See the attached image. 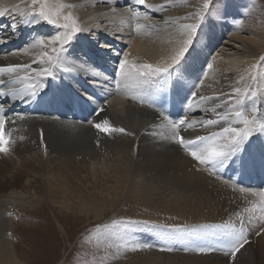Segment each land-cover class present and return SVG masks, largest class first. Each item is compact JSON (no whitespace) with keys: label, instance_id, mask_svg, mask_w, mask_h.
<instances>
[{"label":"bare ground","instance_id":"bare-ground-1","mask_svg":"<svg viewBox=\"0 0 264 264\" xmlns=\"http://www.w3.org/2000/svg\"><path fill=\"white\" fill-rule=\"evenodd\" d=\"M58 1L59 4L73 5L72 8L63 9L62 12L66 14L71 11L83 31L76 35L71 45L61 53L58 61L60 66L54 70L55 78H40L44 87L38 89L35 95L21 92L17 96H0V104L4 106L6 115L15 121L14 124L7 126L12 141L8 145L7 154L12 153L18 157L21 154L27 155L30 161L35 162L38 169L41 168L40 161L43 159L50 164L57 163L53 165L49 175L57 176L58 181L60 178H67L68 181L72 178L82 185L83 180L87 178L91 185V178L95 177L98 179L94 186L97 189L100 183H105L100 178L105 173L112 176V180H116L117 183L128 182L130 177L134 176L132 178L136 181L133 183V190L139 200L143 199L145 205L157 208L156 210L165 214L180 216L183 218L181 222H190L192 225L189 226L190 228L176 231L174 236L166 239L167 243L153 245L154 248L163 246L168 249L176 248L179 243L185 245L188 250L197 252V256L186 253L187 255L181 258L177 257L176 263L171 264H223V262L228 264L232 260L226 259L225 255L230 256L229 258L233 256L226 246L220 245V240L225 238V242L235 243L234 239L241 233L246 240L249 239L243 228L248 230L251 236L247 244L257 243L254 248L253 245L240 248L242 250L238 251L239 255L238 252L236 253L234 257L236 259L232 264H264V235L259 238L261 233H264V223L262 222L260 227L255 226L259 228L257 234L245 224L247 221L245 219L252 216L247 222L251 224L255 214L264 218V199L259 195L264 192V131L256 130L255 136L249 137L241 145V150L225 161L223 167L217 166L215 174L211 168L204 165L203 172L199 174L197 172L201 171V165L169 138L168 124L169 120L177 121L184 118L186 124L181 126V135L185 138L218 131L220 125L231 124L242 127L234 122L235 117L229 112L235 106V99L229 97H234L233 89L240 87L247 93L244 97L246 114L249 117L252 115L248 110L250 111L253 106L258 110L256 126L257 129L259 128V124L264 122V68L257 74L251 65L259 66L260 58L264 57V9L253 7L252 13L247 14L249 15L247 17L239 12V8L245 6L243 3L217 2L215 12L209 13L206 21L204 13H189L190 7L185 5L186 0H160L163 3L169 2L159 4L158 8L145 7L143 12L135 11L134 6L138 5L134 4V0H126L120 7L118 4L124 0ZM0 9H8L5 16L0 17L2 27H0V66L32 64L33 59H39L42 51L32 45L37 39H43L44 33H48L44 21L37 18V21L33 22L31 16H21L16 11V9L30 11L27 0H0ZM155 14L161 18L158 23L151 21L152 17H156ZM12 15L13 19L10 17ZM18 15L20 18L16 19ZM200 16L204 17L206 30L204 26H200ZM242 17L243 20H240ZM229 19L240 20L241 27L239 26L237 30L227 29L225 22ZM16 20L20 21L23 29L20 33L9 31L13 27L12 24H16ZM247 21L249 22L246 23ZM188 24H197L198 27L192 34V44L189 45L188 52L181 63L174 67L170 76H133L124 80L117 70L119 78L113 80L111 85L101 84L98 94L92 90L90 102L79 101L76 90L78 88H75L79 83L78 72L90 69V76L87 79L88 82L95 84L97 79H92L94 75L97 77L99 74L118 68L121 56L117 57V52L122 53V58L123 54L127 53L129 61L137 65L152 64L155 67L170 64L178 46L188 39V32L183 27ZM5 25L7 28L3 30ZM137 25L141 27L138 29ZM36 29L42 31L37 35L28 33ZM90 33L92 34L89 35ZM221 35H225L226 41H229L226 46L230 49H220V55H216L213 60L208 58L207 61V54L215 47ZM101 37L105 38L103 44L96 48V45H99L97 41ZM107 40L112 42L113 52L106 51L110 49L109 46L105 47L108 44ZM230 41L236 43L238 47L230 45ZM43 50L48 51L49 48ZM225 50L229 54L224 53ZM104 51L110 57L103 54ZM88 56L98 58L101 63ZM209 63L213 65L211 69L207 67ZM36 67L38 65L32 64L33 69ZM65 68L69 71H65ZM20 75L23 76L24 73L21 72ZM196 75L199 81H195ZM241 76L244 77L243 80L240 79ZM0 78L7 81L6 84L0 85L2 91L9 92L24 88L23 84L10 82L7 75ZM105 80L107 81V78ZM32 81H36L34 73ZM251 84L258 91L253 97H250ZM169 88L185 90L186 104L190 99L192 100V107L183 106L181 116L178 118L171 115L166 119L161 111L150 103L157 92ZM192 91L197 92V98H191ZM199 96L221 97V99L200 100ZM141 100L144 102L141 103ZM150 104L152 106H149ZM216 104H220V107L216 108L215 112L211 111L210 109ZM225 112H229V119L220 121L219 125L205 128L199 123L207 119H218L219 115ZM103 120H108L112 127L124 128L126 133L107 134L99 131L94 124ZM244 161L247 165H243ZM253 164L254 168L257 164L260 166L262 174L255 176L262 180L263 186L258 190L244 188L246 191L241 192V188L235 187L230 180L221 176L225 167L233 171L239 167L251 170ZM8 168L9 166L2 165L0 171ZM80 191L82 192L81 189ZM115 194L113 192V195ZM17 204L19 202L12 197L0 203V207L3 208L0 209V264L21 262L5 237L10 222L9 209L16 207ZM243 205L248 207L238 208ZM89 208L93 211L97 210L88 206L83 207L80 213H84ZM240 210L249 211L245 219L235 218L240 214ZM224 216L228 219H226L227 223L230 222L229 220L234 222L232 226L225 222L220 224L218 220ZM209 219L216 220L219 224H216V221L212 223L214 221ZM204 220L210 222L193 226V222ZM240 222L243 225L239 228ZM209 223L213 225L203 226ZM143 231L147 232V229L141 230L140 233L136 231L142 235L139 239L143 241L147 236L161 241L164 234L167 235L154 231L151 235L148 233L145 236ZM1 239L5 242L3 243ZM182 240L190 242L195 248H190ZM153 247L146 249L151 250V255L154 256L157 252L152 249ZM199 248L208 250L200 252L197 250ZM207 255L215 256L206 257Z\"/></svg>","mask_w":264,"mask_h":264},{"label":"rangeland","instance_id":"rangeland-1","mask_svg":"<svg viewBox=\"0 0 264 264\" xmlns=\"http://www.w3.org/2000/svg\"><path fill=\"white\" fill-rule=\"evenodd\" d=\"M27 1H29L31 6L32 0ZM109 1L113 2L112 0ZM223 1H237V3H243L245 6L240 7L239 12L243 13V15L245 14L244 16L247 17L249 16L247 14L252 13L251 9L253 7L264 9V0H186L185 5L190 7L189 13H204L206 17L205 19L203 17V19L206 20L207 16L209 17V13L213 14L215 12L216 4ZM47 2L50 5L59 4L58 0H47ZM125 2L126 0H124V2L122 1L118 6L120 7L125 4ZM168 2L169 1H164L163 3V1L160 0H146V3L155 7H159V4H166ZM206 4L208 5L207 7H205ZM140 6L141 5L134 6V8L136 7L135 11H145V7ZM155 16L156 17L151 18V21L158 23L161 18L158 17L157 14H155ZM10 17L12 18L13 15ZM73 17L75 18L74 15ZM19 18L20 16L18 15L16 19ZM203 19L201 20L200 26H206V22L203 21ZM240 20H243V17ZM257 21L258 19L256 22ZM60 22L63 23V20L61 19ZM236 22L237 21L231 19L226 21L225 24L228 27L227 29H239L241 25ZM248 22L249 21L246 23ZM22 23L23 22H21V25ZM45 24L48 30V33L43 37L45 41H49L57 33H62L64 31L56 25L47 22ZM12 26L13 27H11L9 31H17L19 33L23 31L19 20H16V24H12ZM205 26L204 29L206 30L207 26ZM6 28L7 25L4 26L3 30H6ZM28 30L31 31V29ZM41 31L42 29H36L34 32L28 33L37 35V33ZM241 33L243 34V32ZM91 34L92 33L89 35ZM243 35H245V33ZM226 40L225 35L219 36L217 44L210 50L211 52L207 54V61L208 58L209 60H213L217 57L216 55H220V49H230V47L226 46L229 42ZM72 41L73 39L65 48L70 46ZM229 44L238 47V45L232 41H230ZM48 52L52 54L50 47ZM224 53L229 54L226 50ZM263 63L264 62L261 60L259 66L257 65L258 67L254 69L255 73L259 74L262 72L264 68ZM255 88L256 87L251 84L252 94L250 97L256 96L258 91ZM248 113L251 115L249 110ZM251 116L249 118H251ZM255 127L257 128V126ZM255 134L256 131L253 132L251 137L255 136ZM56 164L57 163L50 164L43 159L40 161L41 168L38 169L35 162L30 161L27 155L21 154L18 157L12 153H0V166H9L8 169L0 171V203L8 197H12L13 200L19 202L16 207H11L9 209L8 218L10 222L5 236L7 242L10 244V248L14 249L16 257L19 259V262L21 261L19 264H171L176 263L177 260L175 258H181L188 253L197 256L196 251H190L185 245L179 243L176 248H168L171 249V251L166 250L162 245V247H153V245L158 246L159 243H167L166 239L176 234L175 228H190L189 226L192 225H190V222H181L183 218L180 216L165 214L156 210L157 208L145 205L142 201L143 199L139 200L133 190V183L136 181L132 178L134 176L130 177L131 179L128 182L123 181L122 183H117L116 180H112V176H108L109 174L105 173V175L100 176L105 183H100L97 189L94 187L98 181L95 177L91 178V185L87 178L83 180L82 185H79L76 179L72 180V178H70L69 181L67 178H60V181L56 180L57 176L49 175L53 165ZM203 169V165H201V171L197 173H202ZM206 172L208 173L209 171L206 170ZM208 174L211 173L209 172ZM138 181L140 182V179ZM113 192L116 194L113 195ZM88 206L95 207L97 210L93 211L92 208H89L84 213H80L83 207ZM244 207L248 206L243 205L238 208ZM0 209L3 208L0 207ZM240 211L239 215H234L235 218L242 217L245 219L249 211ZM255 212H252V214ZM113 216L115 217L111 219ZM250 217L252 216L245 219L247 220L245 224L247 227L256 231L257 234L259 228L255 226H262L261 223H264V218L259 214H255L251 224H248L247 222H249ZM222 218L218 220L220 224L227 223V217L225 218L224 216ZM209 220L214 221L212 223L216 221L213 219ZM132 221H136L137 223H131ZM218 221H216V224H219ZM229 221L231 223L228 222L227 224L231 225L233 221ZM207 222L210 221L193 222V226H200L202 225L201 223ZM253 222L255 223L253 224ZM204 225L213 224L209 223L203 224V226ZM233 225L237 226L236 224ZM242 225L243 224L240 222L239 228L242 227ZM145 228L147 232H142L145 236H147L148 233L151 235L154 231L166 233L167 235H162L163 240L161 241L154 240L147 236L145 242L143 239H139L142 237V235L139 234L140 231ZM135 230L139 233H136ZM243 230L248 234L247 238L249 239H247V241L249 242L251 236L248 230L244 228ZM263 235L264 233L262 232L259 238ZM2 242L4 243L5 241L2 240ZM125 242L129 245L135 243L150 245V247H153V250H156L157 254L154 256L151 255L152 251L147 250V247L135 251L119 247ZM182 242L190 246V248H195L193 244L186 240H182ZM220 242V245L222 247L226 246V249L231 253V246L234 243H231V241L229 243L225 242V238L221 239ZM256 243L257 242H255V244L254 242L249 244L245 243L242 249L248 245H253L252 248H254ZM209 256L215 255H207L206 257ZM229 257L230 256L225 255L226 259L232 260L228 262V264H232L234 262L233 260L236 258ZM216 260L218 259L216 258ZM240 260L242 259H239V261ZM223 264H226V262H223Z\"/></svg>","mask_w":264,"mask_h":264},{"label":"snow or ice","instance_id":"snow-or-ice-1","mask_svg":"<svg viewBox=\"0 0 264 264\" xmlns=\"http://www.w3.org/2000/svg\"><path fill=\"white\" fill-rule=\"evenodd\" d=\"M135 5H141L146 8L152 7L146 3V0H134ZM208 5L206 4L205 7ZM73 5H50L47 0H32V4L29 10L16 9L21 16H31L33 22L40 20L46 21L49 24L56 25L58 28L63 29L62 33H57L53 36L47 43L43 39H37L33 47H39L42 51L40 52L39 59H33L32 64L38 65L35 69L32 68V64H9L6 66H0V77L7 75L9 81L12 83L23 84L24 88L20 90H10L5 92L0 90V96L13 95L17 96L21 92L30 93L35 95L38 89L44 87L43 82L40 78L42 77H52L55 78V69L60 66L58 61H60L61 53L64 51L65 46L75 38V36L83 31L77 20L73 17L71 11L66 14L62 12L65 8H72ZM163 7V6H161ZM8 9H0V17L5 16ZM137 13H134L136 15ZM199 15V14H197ZM61 19L63 23H61ZM203 19V16H200ZM237 24L240 21L236 22ZM141 26L137 25L139 29ZM184 30L188 32V39L184 40L176 50L175 54L171 58L170 64H165L163 66H153L152 64L137 65L136 63L130 62L128 59V54L124 53L123 58L120 59L118 65V72L122 79L127 80L130 77H151V76H170L175 66H178L184 59L186 53L189 50V45L192 44V34L195 33L198 25L188 24L184 25ZM51 48V53L43 49ZM105 47H108L105 45ZM264 61V57L260 58ZM209 69L213 67L211 63L207 65ZM257 67L256 64L251 65L252 69ZM69 71L68 68L64 69ZM23 72L24 75L21 76L20 73ZM35 74L36 81H32V75ZM254 78V77H253ZM244 79L243 76L240 78ZM7 81L0 78V85L6 84ZM234 97L230 96L229 99H235L234 108L230 109L229 112L235 117V123L242 125V127H236L229 124L228 126L220 125L218 131H213L207 135H196L194 138H185L181 135V126L186 124L184 118H180L177 121L169 120L168 124L170 126V136L169 138L178 144L182 149H184L191 158L198 162L200 165L208 166L211 168L213 174L216 173L217 166L223 167L225 161H227L236 152L241 150V145L252 136L253 132L256 130L264 131V122L259 124L257 129L255 126L257 124L256 113L257 108L253 106L250 109L252 114L251 118L246 114V109L244 108V97L247 95L246 92L242 91L240 87L233 89ZM191 98H197L198 94L196 91L191 92ZM200 100L205 99H215L219 100L221 97L209 98L204 96H199ZM144 101L141 100V103ZM149 106H152L151 104ZM187 107H192V100L188 101ZM220 107V104L216 106L211 111L215 112L216 108ZM103 111V109H100ZM229 112H225L219 115L218 119H207L206 121H199L202 127L208 128L220 124V121H227L229 119ZM99 114V113H97ZM15 121L10 119L6 115V110L2 104H0V153H7L9 151L8 145L12 142L10 140L11 132L8 131L7 126L14 124ZM94 126L101 132L112 134V133H126L124 128H115L109 124L108 120H103L101 123H95ZM241 192L246 191L244 188L240 189ZM262 199H264V192L259 193ZM131 223H137L132 221ZM147 223V222H144ZM183 229L177 227L175 231H182ZM248 241L244 238L241 233L235 240V243L231 246V255L233 258L236 253L244 246ZM119 247L125 248L127 250L135 251L140 248L150 247L147 244L135 243L129 245L127 242L121 244ZM165 250V249H162ZM171 251V249H166ZM200 252H205L208 249L199 248Z\"/></svg>","mask_w":264,"mask_h":264}]
</instances>
